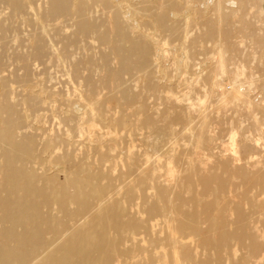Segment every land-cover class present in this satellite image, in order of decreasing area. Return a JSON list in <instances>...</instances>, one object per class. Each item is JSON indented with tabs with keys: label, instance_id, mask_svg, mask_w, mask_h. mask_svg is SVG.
I'll list each match as a JSON object with an SVG mask.
<instances>
[{
	"label": "bare ground",
	"instance_id": "6f19581e",
	"mask_svg": "<svg viewBox=\"0 0 264 264\" xmlns=\"http://www.w3.org/2000/svg\"><path fill=\"white\" fill-rule=\"evenodd\" d=\"M3 1H5L12 9L19 11L20 8L24 6L23 3L28 1V0H3ZM66 1L68 2V0H50L49 9H50L51 13L54 14L53 16H56L55 13L57 14V12H60V11L65 9V4L67 3ZM81 1H83V0H81ZM105 1H106V3H108L107 0H105ZM145 1H147V0H145ZM161 1H163V0H161ZM212 1H213L214 5L213 4H211V5H213V9L215 11L214 12L215 16L214 15H212V16H214L215 20L209 19L210 21L206 22L204 26L202 25L203 29H202V31L200 30L201 33H198V32L197 33L200 35L201 38L209 39L211 41H213L214 39L216 40L217 46H216V44H215V46L218 49V54L217 55L215 54V56L218 57V60L220 62V69H222L223 66L225 65V64L222 65V62H221L222 58L224 57L222 52L227 51V48H226V50L223 51V49H225V47L227 45L224 46V48H223L222 45H220L218 42L219 41L218 37L220 36V33L222 31L221 28H223V29L228 28L227 26L221 27L222 21L224 19V16H223L224 9L222 8L223 7L222 2L224 3L225 0H206V2H211V3H212ZM233 1L234 0H229V2H231V4L233 3ZM238 1L243 2V0H238ZM74 2L76 3V1H74ZM140 2H142V1L140 0ZM149 2H151V0ZM183 2L186 3V0ZM191 2H192V0H191ZM194 2L196 3L195 0H194ZM203 2H205V0ZM242 2H241V4H243ZM148 4H151V3H148ZM192 4L193 3H191L188 7H185L187 9H185L184 6H183V8L186 11L191 10L190 6H192ZM236 4H238V3H236ZM244 4H245V2H244ZM120 5H121V3H120ZM157 5H158V3H157ZM160 5H161V3H160ZM184 5H186V4H184ZM197 5H198V3H196V6ZM208 5L211 6L210 4H207L206 6H208ZM78 6H80V4H78ZM82 6L84 7V5H82ZM240 6H242V5H240ZM74 7H76V6H74ZM181 7H182L181 0H177L176 2L173 1L169 4L168 8L163 10V11L160 9H158V10L156 9L155 13H153V14L151 13L152 18H150L149 20H150V22L151 21L154 22L153 24L158 28V30L160 29V31L172 33L173 24H175L174 19H177V17H179L181 15H183V17H185L189 13V12H187L185 14H182L183 12L181 13V11H180ZM129 8L130 7L128 5V12H129ZM148 8H150V7H148ZM148 8L146 7V9H148ZM154 8H158V7H154ZM163 8H164V6H163ZM165 8H166V6H165ZM208 8H210V7H208ZM23 9H24V7H23ZM66 9H68L67 6H66ZM222 9H223V11H222ZM192 10H194V9H192ZM206 10H208V9H206ZM234 10H235V7H234ZM28 11H29V9H28ZM144 11H146V10H144ZM152 11H154V10H152ZM246 11H244V12H246ZM130 12H131V10H130ZM206 12H205V14L202 13L203 16L206 15ZM229 13L231 14V11H229ZM229 13H227V16L229 15ZM242 13H243V11H242ZM72 14H73V12H72ZM127 14H130V13H127ZM134 14H136V13H134ZM134 14H132V15H134ZM145 14H147V13H145ZM196 14H194V15H196ZM234 14L241 15V10L238 9L236 11V13H234ZM118 15H120V13H118ZM244 15H245V13H244ZM51 16H52V14H51ZM82 16H84V15H82ZM120 16H119V18H121ZM136 16H137V14H136ZM145 16H147V15H145ZM126 17H128V16H126ZM231 17L233 18V16H231ZM170 18H173V19H171V21H168ZM187 18H188V16H187ZM187 18H185V19L183 18L185 22H186ZM193 18H195V17H193ZM201 18L205 19L202 16H201ZM236 18L238 19V16ZM108 19H110V18H108ZM141 19L143 20V18H141ZM189 19H190V17H189ZM197 19H196V21H197ZM234 19H235V16H234ZM144 20H143L142 24H144ZM193 21H195V20H193ZM196 21H195V23H196ZM109 22H110V20H109ZM109 22H107V23H109ZM113 22H114V28L112 26H110V27L112 28V30L113 29L115 30L114 31L115 41L111 45V49H112V53L114 55V58L116 57L115 59H117L120 72L121 71H128L130 69L133 70L134 68H137V67L139 68V67L145 66L148 62V59H147L149 56L148 52L150 53V50L152 49V47L151 46L148 47L149 43L146 44L147 42L145 43V41H143V39H141L142 37L141 38H138V36L134 37L137 35L139 27L137 28V33L133 34L134 36H132V34L129 30H128L130 32L129 34H131V35H128L127 33L124 32L125 30H124V26L122 24L123 20H122V22L119 20L118 21L115 20ZM125 22H127V21L125 20ZM140 22H141V20H140ZM187 22H188V20H187ZM237 23H238V21H237ZM241 23L242 22H240V24ZM77 24H78V29L80 30V32L92 31L93 25L89 21L81 20ZM134 24H131V26ZM147 24H149V26H150V23L148 21H147ZM153 24H152V26H153ZM246 24H248L247 21H246ZM106 25L107 24H105V26ZM127 26H128V24H127ZM144 26H143V28H144ZM110 27H109V29H110ZM133 27L132 28L135 30V25ZM145 27H147V26H145ZM156 27H155V30L157 31ZM148 28L145 30L146 33H147V30H149V29L151 30V26L149 29ZM190 28H191V26H190ZM192 28H193V26H192ZM198 28H200V27L198 26ZM104 29H105V27H104ZM129 29H130V27H129ZM133 29H132V31H133ZM144 29H142V32H144L143 31ZM228 29H230V27ZM185 30H187V28ZM111 31H110V33L112 34ZM188 31H189V29H188ZM227 31H224V34H225V36H227L226 38H229L228 36H230V35H228L229 33L227 34ZM231 33H232L231 35H233L234 32H231ZM139 35H141V34H139ZM187 35H188V33H187ZM151 36H153V35H151ZM182 36L184 38H186V34L183 33ZM222 36H224V35L222 34L220 37H222ZM98 37L101 40H105V35H103L102 33H99ZM188 38H190L189 35H188ZM226 38H224V39H226ZM230 38H232V37L230 36ZM181 39H182V37H181ZM185 40H187V39H185ZM192 40H193V38H192ZM221 41H224V40L221 38ZM109 42H110V44L112 43L111 41H109ZM208 42H210V41H208ZM228 42H229V40H228ZM183 43H184V46L181 43L180 44L183 46L184 49H188V52L193 48V44H194L193 41H192V43L190 42L186 46H185V42H183ZM213 43H215V41ZM177 44L179 45V43H177ZM198 44H199V42H198ZM161 45H160V47L162 49ZM195 45H196V43H195ZM231 46H234V45H231ZM38 47H39V45H38ZM228 47H230V46H228ZM149 48H151V49L149 50ZM157 48H159V47H157ZM178 49H180V48H178ZM201 49H203V48H201ZM231 49H233V48H231ZM200 51L203 52V50H200ZM153 52H154V49H153ZM159 52H158V55H159ZM190 52H192V54L194 53L192 50ZM215 52H216V50H215ZM112 53H110V54L112 55ZM185 53H187V52H185ZM207 53L208 52H206V54ZM212 53H213V51H212ZM153 55H154V53H153ZM162 55H163V52H162ZM222 55H223V57H222ZM185 56L186 55H184V59L186 60ZM191 56H193L192 57L193 59L195 58L194 55H190V57ZM207 56L209 57V55H207ZM151 57H152V54H151ZM225 58H227V57H225ZM152 60H153V58H152ZM176 61H178V60H176ZM187 61H189V60H187ZM154 62H157V61H154ZM182 62H179V63H182ZM185 62L186 61H184L183 64H185ZM223 63H224V61H223ZM185 65L188 69V64L186 63ZM212 65H214V64H212ZM215 65H217V64L215 63ZM177 66H180V64H178ZM180 67L182 68V66H180ZM183 67H184V65H183ZM224 67H226V65ZM228 67H229V65H228ZM256 67H259V66H256ZM142 68H145V67H142ZM189 68L191 69V67H189ZM155 69L158 71V69L156 67H155ZM187 69H184L183 71H185ZM190 69H188V70H190ZM139 71H140V69H139ZM151 71H153V69ZM159 71H161V70H159ZM131 72L133 73V71H131ZM187 72H189V71H186V74H187ZM208 72H212V71H208ZM208 72H206V73H208ZM220 72H221V70H220ZM141 73L142 72H140V74ZM160 73H162V72H160ZM214 73H215V68H214L213 74ZM239 73H241V71ZM108 74H109V72H108ZM146 74H147V72H146ZM146 74L143 76L144 78L146 77L145 80L148 79L149 81H151L150 78L151 77L154 78V75H152V76L149 75V74H151L150 72H148L147 75ZM217 74L221 75L220 73H217ZM223 74H224V72L222 73V75ZM236 74H238V73H236ZM236 74H235V76H236ZM114 75L116 76V74H114ZM187 75H189V74H187ZM196 75H198V74H196ZM109 76L110 75H108V78H109ZM118 76H119V74L117 75V79H118ZM192 77L193 76L188 77V78L192 79ZM108 78L106 79V82H107ZM213 78H211L212 81L217 79V78H215V79H213ZM229 78H231V77H229ZM237 78H238V76L235 77L234 79H236L238 81V83L233 80L234 83H233V85H231V87L229 86L230 87L229 89L223 88L220 92L221 98L223 100V104H225V105H230V104H227L229 100H231L232 102H235L233 104H236L237 101H239L238 103H240V101H242L241 99H242V96L244 93L240 87V83H239V80ZM121 79H124V78L122 77ZM190 79H188V80H190ZM219 79H220V77H219ZM223 79H225V78H223ZM128 80H130V79H128ZM137 80L138 79H136V81ZM141 80H143L146 83V81L144 79H141ZM131 81H132V79H131ZM131 81H129V82L132 85ZM199 81H200V79H199ZM209 81H211V80H209ZM121 82H122V80L119 83L120 85H121ZM138 82H139V80H138ZM189 82L190 81H188V85L191 84V82H190V84H189ZM193 82H194V80H193ZM196 82L198 83V81H196ZM215 82H217V81H214L212 83V85H210L211 88L214 87V85L217 84L219 81L217 83H215ZM107 83L109 84V82H107ZM141 83H143V82H141ZM199 83H201V82H199ZM209 83L211 84V82H209ZM113 84H115V83H113ZM126 84H128V82ZM151 84H152V82H151ZM151 84H149L148 87ZM135 85L137 86L136 83H135ZM140 85H142V84H140ZM201 85H202V83H201ZM196 86H197V84H196ZM126 87H125V89H126ZM153 87L158 89V87H156L155 85ZM223 87H224V85H223ZM147 89L149 90V88H147ZM198 89H199V87H198ZM148 90H147V93H148ZM119 91H121V89ZM119 91H117V92H119ZM156 91H158V90H155V92ZM205 91H206V89H205ZM138 92H141V91H138ZM135 93H137V91H135ZM44 94H45V92H44ZM138 95H139V93H138ZM200 95H201V97H200ZM208 95L211 96L208 93V91L205 92V94L203 95V97L205 96L206 101H208V99L210 98L209 97L207 99ZM27 96L29 97V95H27ZM132 96L133 95L128 93V91L122 92V97L124 99L129 100ZM212 96H213V94H212ZM35 98L37 99V97H35ZM87 98H90V97H87ZM97 98L99 99V95ZM97 98H96V100H97ZM194 98H197V97H194ZM200 98H202V94H199V99ZM80 99L82 101H84L82 98H80ZM90 99H88V100H90ZM93 99H94V97H93ZM157 99H158V97H157ZM169 99H167V100L169 101ZM189 99H190V97H189ZM26 100H28V99H26ZM176 100H178V99H175L174 103ZM202 100H203V98H202ZM197 101H198V99H197ZM203 101L205 102V100H203ZM91 102H93V101H90V103ZM172 102H173V99H172ZM242 102H245V101H242ZM77 103H78V101H77ZM83 103H86V102L85 101L81 102V104H83ZM187 103H188V101H187ZM189 103H190V101H189ZM238 103L236 105H238L237 107L239 108V106H241V105H239ZM71 104H73V103H71ZM86 104H89L88 101ZM98 104H100V102H98L97 105ZM133 104L136 105L135 103H133ZM169 104H171L170 101H169ZM223 104H222V107H223ZM256 104L258 105V103H256ZM261 104H262V102H261ZM177 105H179V107H181L182 104L181 105L177 104ZM191 105H192V100H191ZM250 105H252V104H250ZM165 106H166V103H165ZM169 106H167V107L169 108ZM173 106H172V108H173ZM193 106L196 107V105H193ZM193 106H191V109L193 108ZM207 106H208V104H207ZM207 106L205 105L203 108H205ZM10 107L11 106L8 103L2 102V101L0 102V264H264V160H261V158L259 159L258 157L251 155L250 152H252V151L250 148H252L253 145L250 146L249 145L250 143L243 145V143H241V140H239V141L242 144L241 145L242 146V154L241 155L237 154V155L233 156V157L240 156V158L239 157L233 158V160L237 159V161L238 160L241 161L242 162V163L240 162L242 164L241 167H238L237 169H234V170L230 169L231 167L229 168V164H231V163H229V161H231V160L229 159L228 155H227L228 159L224 158V160H220L221 159L220 157L217 158V156L220 155L221 152H223V150H222L223 146H225L226 144L225 145L223 144V146L221 145V147L218 148L219 147V146H217L218 142L217 143L215 142L216 139L209 137V135L211 136V134L209 132V127H211L210 123L212 122L211 120H208V118L210 119V117H208V116H210V114L207 116L206 114H203V113L199 114L198 113L199 119H200L199 120L200 125L198 126L197 131H195V129H194V132L192 131V133H191L192 137H193V138L191 137L193 139L191 142H192V145H194V149L204 150V153H205V151L208 152V154H204V159L206 161H202L201 159L200 160L195 159V156H194L195 152L194 153L192 152L194 149L191 150L193 155H190L192 153L188 154L186 152V150H183V149H182L183 150V152H182V151H180L181 149L179 148L178 152H181V154H178L176 156L175 153L177 152L176 149H178V147L175 149L176 152L175 153L173 152V154H171L172 147L166 148V146H165V148L164 147L162 148L161 147L162 143L159 142L161 144H160V146H158V148L160 150L162 148L163 150H161V151H163L164 154H165V152L167 153L166 154L167 156H165L164 154L163 155L165 157H167L166 159L168 160L167 161L165 159L167 161V163L165 162V170H164V172L161 170L163 172V173L161 172L162 173L161 175H159V174H158L159 176L155 175V172L158 173V171H160L159 169L155 170V168H154L155 171L153 169L151 170V168H150L151 165H149V163H148V165L150 166L149 167L150 169H148V168L146 169L145 168L146 166L144 167L140 163H137L138 162V160H137V162H135V163L132 162V164H130V162H129V165L128 166L126 165L128 167L126 172L117 174L115 176V178H112V177L109 178L112 175H109V173L107 174V173H105V171L103 172V170L98 168L99 166H103V164H105V163H107L106 165L108 166V162L110 160L106 153H98L97 152V151H100L101 149L96 151L95 157L90 158V162L88 160H85L82 162H78V164L76 166V164H74V161L71 160L70 155H60V154L56 155L57 152L56 151H55L56 153L54 152L53 146H51V142L49 141L50 139L44 145H42L43 143H40L42 145V147L40 146L41 148H38V146H37L38 141L36 140L37 141L36 142L35 138L33 136L28 135V134H20L18 132L20 121H19V118H17V117L19 115H22V113L21 114L19 113V115L16 114L15 116H17V117H13V115L10 113ZM84 107L85 108L87 107V109L89 108V110L93 109V105L91 106V104L84 106ZM84 107H82V108H84ZM139 107L141 108V106H138V108ZM183 107L180 108V110L184 109L186 106L184 108ZM210 107H211V105H210ZM96 108H95V110H97ZM188 108H190V107H188ZM197 109L200 110V108H197ZM12 110H11V112H12ZM24 110H26V109H24ZM139 110L141 111V109H139ZM139 110H138V112H140ZM174 110L176 111L177 109H174ZM201 110H202V108H201ZM209 110H210V108H209ZM236 110L237 109H235V111ZM250 110H249V112H250ZM184 111H185V109H184ZM189 111L187 113H189ZM247 111H248V108H247ZM96 112H95V114H96ZM98 112H99V110H98ZM181 112H183V110ZM200 112H203V110ZM236 112H238V111H236ZM89 113H91V112H89ZM206 113L208 114L207 111H206ZM81 114L82 113H80V115ZM98 114H96V115H98ZM254 114L256 115V113H254ZM24 116H26V115H24ZM86 116L88 117V114ZM104 116L105 115H102V118H104ZM165 116L168 117V115H164V116L162 115L161 117H165ZM213 116H214V114H213ZM234 116H233V118H234ZM253 116L254 115H252V117ZM257 116H259V114ZM261 116H262V114H261ZM263 116H264V114H263ZM150 117H152V116H150ZM192 117H191V120H192ZM218 117H219V115H218ZM220 117H222V116L220 115ZM27 118H28V116L26 117V119L25 118L24 119L27 121ZM139 118H141V117L139 116ZM182 118H183L182 116L176 114V116L174 115L172 117V119L171 118L170 119L172 121L174 120L176 123H178V122H182L184 120V118H186V117H184L183 119ZM222 118L224 119L225 117H222ZM256 118L258 119V117H256ZM82 119H83V116H82ZM112 119H111L110 123L113 122ZM146 119L148 120L150 118L148 117ZM194 119H195V117H194ZM212 119H214V117ZM228 119H225V120L227 121ZM246 119L248 121H251V120H249V118H246ZM104 120L106 122L108 121L107 124L109 126L110 119L107 120V118L105 117ZM122 120H123V118H122ZM147 120H145V121H147ZM225 120H224V122H225ZM232 120L233 119H231L230 121H232ZM239 120L240 119H238L237 121H239ZM118 121H120V120H118ZM158 121H160V119L157 120V122ZM214 121H215V119H214ZM22 122H24V121H22ZM91 122H92V120H91ZM152 122H154V120ZM140 123H142V122H140ZM168 123H167V126L169 125ZM199 123H197V124H199ZM218 123L216 124V122H215L216 125H218ZM239 123H241V122H239ZM76 124L78 125V123H76ZM144 124L146 125V123H144ZM147 124H149V123H147ZM160 124H162V122ZM181 124H179V125H181ZM186 124H187V122H186ZM225 124H226V122H225ZM248 124L249 123L247 122V125H246L247 127H249ZM260 124H258V125L260 126ZM152 125L154 128V124H151V126ZM187 125H189V124H187ZM219 125H221V124H219ZM249 125H251L250 127L253 126L252 123H250ZM78 126H80V124ZM91 126H93V125H91ZM91 126L89 125V127H91ZM112 126H113V124H112ZM121 126H123V125H121ZM121 126H119L118 128H120ZM155 126H157V125H155ZM171 126H173L172 122H171ZM142 127L143 126H141V128ZM162 127H163V124H162ZM176 127H178V125ZM193 127H192V129H193ZM231 127L237 128V124H236V126H230V128ZM247 127H246V129H247ZM82 128H80V130ZM112 128H114V126ZM179 128H180V126H179ZM182 128H184V127L182 126ZM217 128H218V126H217ZM242 128L244 129L243 125H242L240 130H242ZM107 129H108V127H107ZM157 129H159V131H160L161 128H157ZM157 129H156V131H158ZM186 129L188 131V129H191V128L189 126ZM186 129H184L185 133H186V131H185ZM213 129H214V127H213ZM246 129H245V131H248ZM88 130H87V132H88ZM91 130H90V133H91ZM95 130L97 131L98 129H95ZM115 130H117L116 127L114 128L113 131H115ZM161 130L164 131V129H161ZM238 130H239V128H238ZM163 131H161L162 134H163ZM220 131H222V130H220ZM251 131L252 132L254 131V133H255V130H251ZM222 132H224V131H222ZM93 133L94 132H92V134ZM100 133L101 132H99V134ZM167 133L169 134L168 130H167ZM167 133H165L164 136H168ZM173 133L176 135L179 132L175 133V131H174ZM185 133L182 135L183 137L188 136L187 134H186V136H184ZM234 133H235V131H234ZM242 133H244V130L242 131ZM247 133L248 132H246V134ZM256 133H258V131ZM76 134H77V132H76ZM86 134H88V133H86ZM92 134H91V136H93ZM99 134H96V136ZM106 134L108 135V133H106ZM109 134H110V132H109ZM229 134L231 136H233L232 132L228 133V135ZM114 135H117V134H114ZM180 135H181V133H180ZM218 135H219V133H218ZM223 135H224V133H223ZM228 135H227V137H228ZM80 136H81V134H80ZM80 136H79V138H80ZM89 136H90V134L87 137L90 138L91 140L90 139H88V140L92 141L91 136L90 137ZM145 136L146 137H144V138H147V135H145ZM153 136H154V134H153ZM153 136H149V137H153ZM158 136L159 135L157 134L156 137H158ZM241 136H242V134H241ZM161 137H162L163 144H164L163 135ZM189 137H190V135H189ZM216 137H217V135H216ZM177 138H179V137H177ZM222 138H224V137H222ZM247 138H244V140H247ZM104 139L107 140L106 137L105 138L103 137V139L101 138L102 143H104L103 142ZM175 139H174V141L176 142ZM231 139H232V137H231ZM248 139L250 140V138H248ZM187 140H191V139L189 138ZM218 140H219V138H218ZM147 141L149 143V140H147ZM166 141H169V140H166ZM225 141H227V139H225ZM95 142L96 143L93 142L95 144V146L93 145L94 150H96V149H98V147H100V143L97 141H95ZM108 142L110 143V141H108ZM146 142H145V144H146ZM186 142H188V141H186ZM223 142H224V140H223ZM255 142H256V140H255ZM255 142H254V144H255ZM190 143H188V144H190ZM224 143H226V142H224ZM232 143H234V141ZM232 143H230V144H232ZM82 144H83V142H82ZM90 144H92V143H90ZM168 144L169 143H167V145ZM251 144H253V143H251ZM86 145H88V144H86ZM150 145L148 147H152ZM177 145H179V143ZM185 145H187V144H185ZM192 145H191V148H192ZM232 145H230V146H232ZM172 146H173V144H172ZM255 146H256V144H255ZM226 147H227V145H226ZM226 147H224V148H226ZM233 147L234 146H232L231 147L232 150H230L231 154H234L236 152V151H234L235 149L233 150ZM240 147L237 146V148H239V149H240ZM100 148H102V147H100ZM106 148H107V145H106ZM88 149H89V147H88ZM150 149H152V148H150ZM214 149L215 150L218 149L217 151L219 153L214 154L215 153ZM239 149H237V151ZM55 150H57V149H55ZM227 150H229V149H225L223 154L224 153L226 154L225 151H227ZM261 150L262 149H260V152H261ZM102 151L103 150H101L100 152H102ZM230 151L228 153H230ZM232 151H233V153H232ZM240 151H241V149H240ZM43 152L47 154V157L48 156L51 157L52 155H56V156H54L55 162H57V163L59 162L62 165L67 164L65 166L66 167L65 169L62 170V168H63L62 167L61 170H59L60 172H65L64 173L65 178L63 180L57 179L58 174H56L57 173L56 171L58 169L55 171H52V170L49 171L48 169H46L43 166L44 164L42 165L44 160L42 159L41 154ZM188 152H189V150H188ZM44 153H43V155H44ZM85 153L87 154V152H85ZM159 153H160V151H159ZM257 153L260 154L259 152H257ZM174 154H175V156H174ZM252 154H254V153H252ZM92 155L87 154L85 159L88 157H91ZM195 155L200 156V153H198V154L195 153ZM215 155H217L216 159L212 160L215 157ZM255 155H256V153H255ZM201 156H202V154H201ZM159 157L162 158V156H159ZM210 157H212V159H211V161H208V160H210ZM222 157H224V156H222ZM197 158H200V157H197ZM157 159H159L158 156H157ZM50 160H52V159H49V161ZM91 160H93V163L91 162ZM53 161H51V162H53ZM139 161H141V160H139ZM215 161H217V162H215ZM127 164H128V161H127ZM144 164H145V162H144ZM236 164H238V163H236ZM49 165H50V163H49ZM156 165L158 166V164H156ZM160 165L161 164L159 163V166ZM50 166H52V165H50ZM72 168L77 169V170H74V172H72ZM109 168H111V167H109ZM233 168H234V166H233ZM50 169H51V167H50ZM112 169H115V166H114V168L112 167ZM205 170H207L208 172H204ZM141 173L143 174L142 177H140L142 175ZM229 173L231 174V177L233 179H236V182H237L236 187H233V189L231 188L233 186L232 183L228 184V182H227V181L233 180L232 178H231V180H227L226 176ZM111 174H113V173H111ZM138 174H141V175L139 176ZM160 177H161V179H160ZM133 188L138 189L137 197L139 198L140 202H135V197L132 194ZM70 189H71V191H70ZM241 200H242V204H241V206H239V204L237 202H239ZM159 234H161V235H159ZM145 242L148 243V247L145 246V248H144L143 247L144 244L147 245ZM142 243H143V245H141Z\"/></svg>",
	"mask_w": 264,
	"mask_h": 264
},
{
	"label": "rangeland",
	"instance_id": "374dc122",
	"mask_svg": "<svg viewBox=\"0 0 264 264\" xmlns=\"http://www.w3.org/2000/svg\"><path fill=\"white\" fill-rule=\"evenodd\" d=\"M74 1H76V3ZM107 1H108V3H106L105 0H83V1H81V0H68V2L66 1L67 3L65 4V9L60 11V12H57V14L55 13L56 16H53L54 14L51 13V11L49 9L50 0H28V1L23 3L24 6L22 5L24 7V9H23V7H21L19 11L12 9L5 1L0 0V102L2 101L5 103H8L11 106L10 107V113L13 115V117H17V116H15L16 114L19 115V113L20 114L22 113V115H19L17 117V118H19L20 125H21V126L19 125L18 132L20 134H28V135L33 136L35 138V141L36 140L38 141V142L36 141L38 148H41L42 145H44L50 139L49 141L51 142V146H53L54 152L55 151L57 152V153L55 152L56 155L57 154L70 155L71 160L74 161V164H76V166H77L78 162H82L85 160H88L90 162V158L95 157L97 150H100V149L103 150L102 152H100L101 150L97 151V152L98 153H106L110 159L109 160L110 163L108 162V166L106 165L107 163H105V164H103V166H99L98 168L103 170V172L105 171V173H107V174L109 173V175H112L109 178H111V177L115 178V176L117 174L126 172L127 168H128L127 166L129 165V162H130V164H132V162L135 163V162H137V160H138L137 163H140L144 167L146 166L145 167L146 169L147 168L148 169L151 168V170L152 169L154 170V168H155V170L159 169L160 171H158V173L155 172V175L159 176L164 172L165 162L167 163V161H168L166 159L167 157H165V156H167L166 155L167 153L165 152V154H164V152L161 151V150H163L162 149L163 147L165 148V146H166V148L172 147L171 154H173V152L175 153L177 150V152L175 153L176 156L178 154H181V152H178L179 148H180L181 149L180 151L183 152V150H186V152L188 154H190L192 152L193 153L195 152L196 154L200 153V156L195 155V153H194L195 159H197V160L201 159L202 161H206L204 159V154H208V152L205 151V153H204V150L194 149V145H192V142H191L193 140L191 133H192V131L194 132V129H195V131L198 130V126L200 125L199 114L203 113V114H206L207 116L210 114V116H208V117H210V119L208 118V120L212 121L210 123L212 128L209 127V132L211 134V136L209 135V137L216 139L215 142L216 143L218 142L217 143V146H219L218 148H220L221 145L223 146V144L227 145L228 148L226 147V145L223 146V149H222L223 152L225 149H229V150L225 151L226 154L225 153L223 154V152H221L220 155H218V156L215 155V157L213 159H212V157H210V160H208V161H211V159L215 160L216 156H217V158L220 157L221 158V159L219 158L220 160H224V158L228 159L227 157L229 156V159L231 160V161H229V163H231V164H229V168L231 167L230 169L234 170V169H237L238 167H241L242 166L241 161L238 160L239 161L238 162L237 159L233 160V158H238V157L240 158V156H238V157H233V156H235L237 154L238 155L242 154V146H241L242 144L241 143H243V145L249 144V143H250L249 144L250 146L253 145L252 146L253 149L250 148L252 151V152H250L251 155L258 157L259 159L261 158V160H264V141H263L264 140V118H263L264 117L263 116V114H264V86H263L264 85V0H243V2L241 1L243 4H241V2L238 0H234L232 4H231V2H229V0H225L224 1L225 4L222 2V5H223L222 8L224 9V12H223L224 19L222 21L221 27H226V26L228 28L230 27V29L221 28L222 31L220 33V36L222 34L224 36L218 37V39H219L218 42L220 45H222L223 48H224V46L227 45L225 47V49H223V51H224L227 48V51L222 52L224 57L222 55L223 58H222L221 62H222V65H224V64L226 65V67H224L225 65L223 66V68H222L223 70L220 69V62L218 60V57L215 56V54L216 55L218 54V49L216 47L217 46L216 40L214 39L213 41H211L209 39L201 38L200 35L198 34V33H201L205 23L210 21L209 19H211V20L214 19V16H215L214 12L215 11L213 9V5H214L213 1L211 3V2H206V0H205V2H206L205 3V2H203L204 0H195L196 3H198V5L196 6V3L194 2V0H192V2H191V0H186V3L183 2L185 0H181L182 7H181L180 11H181V13L183 12L182 14L189 12L187 15L188 18H187V16L183 17V15H181V16L177 17V19H174L175 24H173L172 33L160 31V29L158 30V28L153 24L154 22H152V21L150 22L149 19L152 18V14L156 12L155 11L156 9L157 10L160 9L163 11V10L168 8V6L171 2H173V1L176 2L177 0H165V1L164 0L163 1L151 0V2H149L150 0H147L148 2L145 0L144 1L141 0L142 2H140V0H113V1L107 0ZM188 2L190 4L191 3H193V4H192V6H190L191 10L186 11L185 9H187V8H185V7H188L190 5ZM244 2H245V4H244ZM120 3H121V5H120ZM148 3H151V4H148ZM157 3H158V5H157ZM160 3H161V5H160ZM236 3H238V4H236ZM78 4H80V6H78ZM184 4H186L187 6ZM207 4H210V5L213 4V5L206 6ZM82 5H84V7ZM128 5L131 8V9L129 8V12H128ZM240 5H242V6H240ZM66 6L68 7V9H66ZM74 6H76V7H74ZM145 6L147 8L148 7H150V8L146 9ZM163 6H164V8H163ZM165 6H166V8H165ZM183 6L185 9L183 8ZM154 7H158V8H154ZM208 7H210V8H208ZM234 7H235V10H234ZM28 9H29V11H28ZM192 9H194V10H192ZM206 9H208V10H206ZM223 9H222V11H223ZM238 9L241 10V15L234 14V13H236V11ZM130 10H131V12H130ZM144 10H146V11H144ZM152 10H154V11H152ZM229 11H231V14L229 13ZM242 11H243V13H242ZM244 11H246V12H244ZM72 12H73V14H72ZM126 12L130 13L131 15L127 14ZM192 12L194 14H196V13L197 14L194 15ZM205 12H206V15L203 16V14H205ZM118 13H120L121 16L118 15ZM134 13H136L139 18ZM145 13H147V14H145ZM227 13H229V15H228L229 17L227 16ZM244 13H245V15H244ZM51 14H52V16H51ZM132 14H134L136 17ZM82 15H84V16H82ZM145 15H147L148 17ZM212 15H214V16H212ZM230 15L233 16V18ZM119 16L121 18H119ZM126 16H128V17H126ZM192 16L195 17L196 19L198 18L197 21ZM201 16L205 19H202ZM234 16H235V19H234ZM237 16H238V19L236 18ZM140 17L143 18V20L145 19L144 24H142L143 20ZM189 17H190V19H189ZM108 18H110V19H108ZM183 18L184 19L187 18L189 23L187 22V20L185 22ZM171 19H173V18H170L168 21H171ZM192 19L195 20L196 23ZM81 20L91 22L93 25L92 31L80 32V30L78 29L77 23ZM109 20H110V22H109ZM115 20H117V21L119 20L121 22L123 20L122 24L124 26V30H125L124 32L127 33L128 35L132 34V36H134L133 34L137 33V28L139 27L138 33L134 37H137V36H138V38L142 37L141 39H143V41H145V43L147 42L146 44L149 43L148 47L149 46L152 47V49L149 48V50L151 49L150 53L152 54V57H151V54L148 52V55H149L147 58L148 62L145 66H142L145 68H142V67L138 68L137 67V68H134L133 70L130 69L128 71H121L120 72L117 59H115L116 57L114 58V55H113L112 49H111V45L115 41V33H114L115 30L114 29L112 30V28L110 26H112L114 28V22L113 21H115ZM125 20L127 22H125ZM140 20H141V22H140ZM147 21L150 23L151 30L149 29L150 26H149V24H147ZM237 21H238V23H237ZM246 21L248 24H246ZM107 22H109V23H107ZM133 22L134 23L136 22V23L134 24ZM240 22H242V23L240 24ZM151 23L153 24V26ZM105 24H107V25L105 26ZM127 24H128V26H127ZM131 24L135 25V30L133 29L134 25L131 26ZM144 25L147 27H145ZM143 26L145 29L143 28ZM154 26L156 27L157 31L155 30ZM190 26H191V28H190ZM192 26H193V28H192ZM198 26L200 28H198ZM104 27H105V29H104ZM109 27L112 31L109 29ZM129 27L131 30L129 29ZM140 27L142 29H144L143 30L144 32H142V29ZM185 27L187 28V30H185L186 29ZM147 28L150 31L147 30V33H146L145 30ZM132 29H133V31H132ZM188 29H189V31H188ZM238 29L239 30L241 29V30L239 31ZM128 30L131 32V34H129L130 32ZM227 30L228 31L230 30V31L228 32ZM110 31L112 32V34L110 33ZM184 31L185 32L187 31V32L185 33ZM224 31H227V34L229 33L228 35H230L232 38H230V36H228L229 38H226L227 36H225ZM182 32L184 34H186V38H184L182 36V34H183ZM231 32H234L233 35H231L232 34ZM99 33H102L103 35H105V40L99 39V37H98ZM187 33H188L190 38H188ZM139 34H141V35H139ZM151 35H153V36H151ZM181 37H182V39H181ZM192 38H193V40H192ZM221 38L224 41H221ZM224 38H226V39H224ZM185 39H187V40H185ZM207 40L210 42H208ZM225 40L227 42L229 40V42L227 43ZM109 41H111L112 43L110 44ZM192 41L194 43L193 48L191 49L194 52L193 54H192V52H190L191 50L188 52V49L183 48V46H184L183 42H185V46H186L190 42L192 43ZM214 41H215V43H213ZM198 42L200 45L198 44ZM177 43H179V45ZM195 43H196V45H195ZM215 44H216V46H215ZM38 45H39V47H38ZM160 45L162 46V49H161ZM231 45H234V46H231ZM228 46H230V47H228ZM157 47H159V48H157ZM178 48H180V49H178ZM201 48H203V49H201ZM231 48H233L234 50ZM153 49H154V52H153ZM200 50H203V52H201ZM215 50H216V52H215ZM212 51H213V53H212ZM158 52H159V55H158ZM162 52H163V55H162ZM185 52H187V53H185ZM206 52H208L209 54L208 53L206 54ZM110 53H112V55ZM153 53H154V55H153ZM184 55H186L185 56L186 60L184 59ZM190 55H194L195 58L193 59L192 58L193 56L190 57ZM207 55H209V57ZM225 57H227V58H225ZM152 58H153V60H152ZM176 60H178V61H176ZM187 60H189V61H187ZM154 61H157L158 63L154 62ZM184 61H186L185 64L186 63L188 64V69H190L189 67H191L190 70H188L186 65L183 64ZM223 61H224V63H223ZM179 62H182V63H179ZM215 63L217 65H215ZM178 64H180V66H182V68L180 66H177ZM212 64H214L215 66ZM183 65H184V67H183ZM228 65H229V67H228ZM256 66H259V67H256ZM155 67L158 69V71L155 69ZM214 68H215V73L213 74ZM139 69H140V71H139ZM152 69H153V71H151ZM184 69H187V70L183 71ZM159 70H161V71H159ZM220 70L222 73L224 72L223 75L220 72ZM131 71H133V73ZM186 71H189V72H187V74H189V75L186 74ZM208 71H212V72H208ZM240 71H241V73H239ZM108 72H109V74H108ZM140 72H142V73L140 74ZM146 72H147V74H148V72H150L151 73V74H149L150 76L154 75V78L153 77L150 78L151 81H149L148 79L145 80L146 77L145 78L143 77L146 74ZM160 72H162V73H160ZM206 72H208V73H206ZM195 73L198 75H196ZM217 73H220L222 76L217 74ZM236 73H238V74H236ZM107 74L110 75L109 78H108ZM114 74H116V76ZM118 74H119V76L117 79ZM235 74H236V76H235ZM191 76H193L192 79L194 80V82L192 79L188 78ZM237 76H238L237 79L239 80V83H240V87L244 93L241 100L245 101V102L240 101V103H238L239 101L236 102V104L238 103L239 105H241V106H239V108L237 107L238 105L233 104L235 102H232L231 100H229L227 103V104H230L231 106L223 104V100H222L221 94H220V92L223 88L229 89L231 87V85H233L234 81H236L238 83V81L236 79H234ZM122 77L124 79H121ZM219 77H220V79H219ZM229 77H231V78H229ZM107 78H108L107 82H109V84L106 82ZM211 78H213V79L217 78V79L212 81ZM223 78H225L226 80ZM128 79H130V80H128ZM131 79H132V81H131ZM136 79H138L140 83L138 82V80L136 81ZM141 79H144L147 84ZM188 79H190V80H188ZM199 79H200V81H199ZM121 80H122V82L120 85L119 83ZM209 80H211V81H209ZM129 81H131L132 85L130 84ZM188 81L191 82V84L189 82L190 85H188ZM196 81H198V83ZM214 81H217V82L219 81L218 82L219 84L217 82H215V83H217V84L214 83L216 86L214 85V87L211 88L210 85H212V83ZM127 82H128V84H126ZM141 82H143V83H141ZM151 82H152V84H151ZM199 82H201L202 85ZM209 82H211V84ZM113 83H115V84H113ZM135 83L137 84V86L135 85ZM195 83L197 84V86ZM140 84H142V85H140ZM149 84H151V85L148 87ZM154 85L156 87H158V89L153 87ZM223 85H224V87H223ZM125 87H126V89H125ZM198 87H199V89H198ZM147 88H149V90ZM120 89H121V91H119ZM154 89L158 90V91L155 92ZM205 89H206V91H205ZM147 90H148V93H147ZM117 91H119V92H117ZM123 91H128V93L133 95L132 96L133 98L131 97L129 100L124 99L122 97ZM135 91H137V93H135ZM138 91H141V92H138ZM207 91L211 95V96L208 95L207 99L210 97L209 98L210 100L208 99V101H206L205 96L203 97V95ZM44 92H45V94H44ZM138 93H139V95H138ZM199 94H202V98H203V100H205V102L202 100V98H200L201 100L199 99ZM212 94H213V96H212ZM25 95L26 96L29 95V97L28 96L26 97ZM98 95H99V99L97 98ZM155 95L158 97V99ZM35 97H37L38 100ZM87 97H90L92 100L90 98H87ZM93 97H94V99H93ZM189 97H190V99H189ZM194 97H197V98H194ZM200 97H201V95H200ZM80 98H82L86 103L88 101L89 104H86V103L81 104V102H84V101H82ZM96 98H97V100H96ZM26 99H28V100H26ZM88 99H90V100H88ZM167 99H169V101L172 105L169 104V101ZM172 99H173V102H172ZM175 99H178V100H176L177 102L175 101V103H174ZM197 99H198V101H197ZM191 100H192V105H191ZM77 101H78V103H77ZM90 101H93V102L90 103ZM97 101L100 102V104L97 105V103H98ZM187 101H188V103H187ZM189 101H190V103H189ZM261 102H262V104H261ZM71 103H73V104H71ZM133 103H135L136 105H134ZM165 103H166V106H165ZM256 103H258V105ZM90 104H91V106L93 105V109L89 110V108L87 109V107L86 108L84 107V106H87ZM177 104H180V105L182 104L184 107L185 106L186 107L184 108L182 105H181V107H179V105H177ZM207 104L209 107L207 106ZM209 104L211 105V107ZM222 104H223V107H222ZM250 104H252V105H250ZM193 105H196V107ZM203 105L204 106L206 105L207 107L203 108L204 107ZM138 106H141V108L140 107L138 108ZM167 106H169V108ZM172 106H173V108H172ZM187 106L190 108H188ZM191 106H193L192 109H191ZM82 107H84L85 109ZM94 107L95 108L97 107L96 108L97 110H95ZM182 107L185 109L186 112L184 111V109L180 110V108H182ZM197 108H200V110ZM201 108H202L203 112H200V111H202ZM209 108H210V110H209ZM247 108H248V111H247ZM24 109H26V110H24ZM137 109L138 110L141 109V111L139 110L140 112H138ZM174 109H177V110L175 111ZM235 109H237L236 111H238V112H236ZM11 110H12V112H11ZM98 110H99V112H98ZM182 110H183V112H181ZM249 110L251 113L249 112ZM188 111H189V113H187ZM206 111L208 112V114L206 113ZM89 112H91V113H89ZM95 112H96V114H98V113L99 114L96 115ZM80 113L83 114V115L81 114L83 116V119H82V116L80 115ZM86 113L88 114V117L86 116L87 115ZM254 113H256V115ZM176 114L182 116L183 118L186 117L182 121L183 123L182 122L176 123L174 120L173 121L171 120L174 115L176 116ZM213 114H214V116H213ZM258 114H259V116H257ZM261 114H262V116H261ZM24 115H26V116H24ZM102 115H105L104 118H102ZM138 115L141 118H139ZM158 115L159 116L160 115L161 116L162 115L163 116L168 115V117L165 116L166 117L165 118V117L160 116L161 117L160 118ZM218 115H219V117H218ZM220 115L222 117H225V118L223 119L222 117H220ZM252 115H254L253 117L255 119L252 117ZM27 116H28V118L26 121L25 119ZM150 116H152L153 118ZM233 116H234V118H233ZM105 117L107 118V120L110 119V121H109L110 127L107 124L108 121L106 122L104 120ZM148 117L150 118V119H148L149 121L146 119ZM191 117H192V120H191ZM194 117H195V119H194ZM213 117H214L215 121H214V119H212ZM256 117H258V119ZM122 118H123V120H122ZM230 118L233 120L230 121L231 120ZM246 118H249V120H251V121H248ZM111 119L113 121L112 123H110ZM159 119H160V121L157 122V120H159ZM225 119H228V120L226 121ZM238 119H240V120L237 121ZM91 120H92V122H91ZM118 120H120V121H118ZM145 120H147V121H145ZM153 120H154V122H152ZM224 120H225L226 124H225ZM22 121H24V122L26 121L25 122L26 124ZM140 122H142V123H140ZM161 122L163 124V127H162V124H160ZM171 122L173 123V126H171ZM186 122L189 125H187ZM215 122H216V124L219 122L218 125H216ZM239 122H241V123H239ZM247 122L249 124L252 123L253 128L250 127L251 125H249V124H248L249 127H247L246 126ZM76 123H78V125L80 124V126H78ZM144 123H146V125ZM147 123H149V124H147ZM167 123L169 124L168 125L169 127L167 126ZM197 123H199V124H197ZM112 124H113L114 128L115 127L117 128V130L113 131L114 128H112L113 127ZM151 124H154V128H153V125L151 126ZM179 124H181V125H179ZM219 124H221V125H219ZM236 124H237V128L236 127H231L232 129L230 128V126H236ZM258 124H260V126ZM89 125L90 126L93 125V126L89 127ZM121 125H123V126H121ZM155 125H157V126H155ZM177 125H178V127H176ZM242 125H243L244 129L242 128V130H240ZM119 126H121V127L118 128ZM141 126H143V127L141 128ZM179 126L182 130L179 128ZM182 126L184 128H182ZM189 126L191 129L193 126L194 127L192 130L188 129V131H187L186 128H188ZM217 126H218V128H217ZM107 127H108V129H107ZM213 127H214V129H213ZM246 127H247V129H246ZM80 128H82V129L80 130ZM87 128L88 129L90 128V129L88 130ZM157 128L164 129V131L161 129L159 131V129H157ZM238 128H239V130H238ZM95 129H98V130L96 131ZM156 129L159 132L156 131ZM184 129H186L185 130L186 133L184 132ZM219 129L224 131V132L220 131ZM245 129L248 131H245ZM87 130H88V132H87ZM90 130H91V133H90ZM149 130L150 131L152 130V131L150 132ZM167 130H168L169 134L167 133ZM243 130H244L245 134L242 133ZM251 130H255V133H254V131L252 132ZM256 130L258 131V133H256L257 132ZM98 131L101 133L99 134ZM161 131H163V134ZM174 131H175V133H177V132H179V133L175 135L173 133ZM234 131L236 134L234 133ZM76 132H77V134H76ZM92 132H94V133L92 134ZM109 132H110V134H109ZM231 132H232L233 136H231L230 134L228 135V133H231ZM246 132H248L247 133L248 135L246 134ZM79 133L81 134V136ZM86 133H88V134H86ZM106 133H108V135ZM165 133H167L168 136H164ZM180 133H181V135H180ZM184 133H185L184 136H186V134L188 136L183 137L182 135ZM218 133H219V135H218ZM223 133H224V135H223ZM89 134H90V136H91V134L93 135V136H91L92 141L94 143H96L95 141L99 142L100 147H102L103 149L100 147H98V149H96V150L93 149L94 148L93 145L95 146V144L92 141H90L91 140L90 138L87 137ZM96 134H99V135L96 136ZM114 134H117V135H114ZM153 134H154V136H153ZM157 134L159 135L158 137H156ZM241 134H242V136H241ZM145 135H147V138H144V137H146ZM162 135H163V139H164V144H163V140L161 137ZM189 135H190V137H189ZM216 135L219 138V140L216 137ZM227 135H228V137H227ZM79 136H80V138H79ZM149 136H153V137H149ZM103 137L107 138V140L106 139L103 140L104 143H102V141H101V138L103 139ZM177 137H179L180 139ZM222 137H224V138H222ZM231 137L233 140L231 139ZM247 137L250 138V140ZM173 138L174 139L176 138L175 139L176 142L174 141ZM189 138L191 140H187ZM244 138H247V140H244ZM88 139H90V140H88ZM225 139H227V141H225ZM147 140H149V143ZM166 140H169L170 142L166 141ZM223 140L226 143H224ZM239 140H241V143ZM255 140H256V142H255ZM108 141H110V143ZM186 141H188V142H186ZM231 141L232 142L234 141V143H232ZM82 142H83V144H82ZM145 142H146V144H145ZM159 142H161L163 145ZM254 142H255L256 146H255ZM40 143H43V144L41 145ZM90 143H92V144H90ZM167 143H169V144L167 145ZM176 143L177 144L179 143V145H177ZM188 143H190V144H188ZM230 143H232L233 145ZM251 143H253V144H251ZM86 144H88V145H86ZM148 144L149 145L151 144L150 146H152V147H148L149 146ZM160 144L162 147L161 150L158 148V146H160ZM172 144H173V146H172ZM185 144H187V145H185ZM229 144L234 146L233 150L235 149L234 151H236L234 154H231L230 150H232V148H231L232 146H230ZM106 145H107L108 149L106 148ZM191 145H192V148H191ZM237 146L238 147L241 146L240 147L241 151L239 148H237ZM88 147H89V149H88ZM177 147H178V149H176ZM224 147H226V148H224ZM150 148H152V149H150ZM236 148L239 149L238 150L239 152L237 151ZM55 149H57L58 151ZM260 149H262L261 152H260ZM188 150H189V152H188ZM191 150H193V151L191 152ZM217 150L214 149V152H215L214 154L219 153ZM159 151H160V153H159ZM229 151H230V153H228ZM85 152H87V154H90V155L93 154V155L91 157H88L89 159L88 158L85 159V157L87 156V154ZM257 152H259L260 154H258ZM43 153L41 155H42V159L44 160L45 163L43 162L42 165L44 164L43 166L46 169H48L49 171H51V170L55 171L58 169L56 171L57 172L56 174H58L57 179L63 180L65 178V174H64L65 172H60L59 170H61L62 167H63L62 170L65 169L66 168L65 166L67 164L62 165L59 162L58 163L55 162L54 156H56V155H52L51 157L48 156L49 157L48 158L47 154L44 153V155H43ZM193 153L190 155H193ZM232 153H233V151H232ZM252 153H254V154H252ZM255 153H256V155H255ZM175 154H174V156H175ZM201 154H202V156H201ZM221 155L224 157H222ZM157 156L159 159H157ZM159 156H162V158H160ZM197 157H200V158H197ZM49 159H52V160L49 161ZM139 160H141V161H139ZM51 161H53V162H51ZM127 161H128V164H127ZM234 161L238 164H236ZM91 162L93 163V160H91ZM144 162L146 165L144 164ZM215 162H217V161H215ZM49 163L52 166H50ZM148 163H149V165H151V167L148 165ZM159 163L161 164L160 166H159ZM156 164H158V166ZM114 166H115V169H112V167L114 168ZM233 166H234V168H233ZM50 167H51V169H50ZM109 167H111V168H109ZM74 170H77V169L72 168V172H74ZM110 172L113 174H111ZM204 172H208V171L205 170ZM141 174H138V175L140 176ZM142 176H143V174L140 177H142ZM226 177H227V180H231V178H232L230 173L227 174ZM160 179H161V177H160ZM231 181H227V182H228V184L232 183L233 186L231 188L233 189V187H236L237 182H236V179H233ZM70 191H71V189H70ZM132 192L131 193L135 197V202H140L139 198L137 197L138 189L133 188ZM237 203L239 204V206H241L242 200L237 202ZM159 235H161V234H159ZM146 244L147 245L144 244V246H143L144 248H145V246L148 247V243H146ZM141 245H143V243Z\"/></svg>",
	"mask_w": 264,
	"mask_h": 264
}]
</instances>
